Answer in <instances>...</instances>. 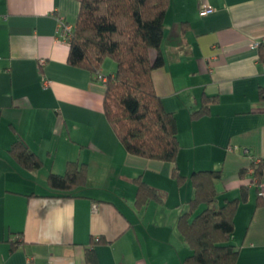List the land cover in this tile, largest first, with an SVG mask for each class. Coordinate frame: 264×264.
I'll list each match as a JSON object with an SVG mask.
<instances>
[{
    "label": "crops",
    "instance_id": "obj_1",
    "mask_svg": "<svg viewBox=\"0 0 264 264\" xmlns=\"http://www.w3.org/2000/svg\"><path fill=\"white\" fill-rule=\"evenodd\" d=\"M81 1L0 0V264H89L88 251L95 264H182L191 251L177 224L194 197L191 176L209 170L223 174L218 206L247 189L236 264H264V172L259 181L252 166L264 161V50L253 46L264 41V0H169L164 65L152 79L176 117L174 163L129 154L105 115V84L68 62L58 19L76 26ZM16 141L39 170L14 159ZM69 161L86 165V185L52 196L48 176ZM141 182L156 197L141 201Z\"/></svg>",
    "mask_w": 264,
    "mask_h": 264
},
{
    "label": "trees",
    "instance_id": "obj_2",
    "mask_svg": "<svg viewBox=\"0 0 264 264\" xmlns=\"http://www.w3.org/2000/svg\"><path fill=\"white\" fill-rule=\"evenodd\" d=\"M168 7L169 0H82L69 42L68 62L87 69L95 77L107 59L114 60L115 72L106 75L104 111L121 144L131 155L174 163L180 148L176 117L165 110L152 79L153 71L164 65L161 17ZM260 49L264 50V44ZM151 50L158 52L154 61L150 59ZM208 102L205 98L203 108ZM204 112L203 109L194 116ZM9 152L28 170L36 171L43 166L38 155L20 141L14 142ZM252 166L255 177L261 181L264 161ZM174 173L181 182L183 178L176 168ZM240 175L245 176L246 171ZM222 176L221 170L200 171L191 176L194 197L177 224L191 251L182 264L237 262L240 249L232 243L235 215L240 202L247 199V189L244 187L239 199H227L218 206L217 183ZM86 182V165L74 161L67 163L63 175L48 176L52 196L73 195ZM138 196L142 201L156 197V193L141 182ZM200 207L203 209L197 213ZM18 244L14 242L12 250ZM87 262H96L91 251L87 252Z\"/></svg>",
    "mask_w": 264,
    "mask_h": 264
},
{
    "label": "built area",
    "instance_id": "obj_3",
    "mask_svg": "<svg viewBox=\"0 0 264 264\" xmlns=\"http://www.w3.org/2000/svg\"><path fill=\"white\" fill-rule=\"evenodd\" d=\"M214 12V10L210 7L204 9L202 11L203 15H210ZM58 31H59V35L67 42H70L71 37L73 36V33L75 31V26L71 25L70 23H68L67 21H65L63 18H59L58 19ZM264 43H255L253 44L254 47H259ZM44 60H41V64H44ZM95 79L98 81H101L102 83H106L107 82V77L106 75H104L102 73V71H99L98 73H96ZM246 152H248V150L246 149ZM260 192L259 195L260 197L264 198V185H260L259 186ZM94 209H96V206H94Z\"/></svg>",
    "mask_w": 264,
    "mask_h": 264
},
{
    "label": "rangeland",
    "instance_id": "obj_4",
    "mask_svg": "<svg viewBox=\"0 0 264 264\" xmlns=\"http://www.w3.org/2000/svg\"><path fill=\"white\" fill-rule=\"evenodd\" d=\"M103 68L105 69L106 73L115 72L116 70V63L112 59H107L104 64Z\"/></svg>",
    "mask_w": 264,
    "mask_h": 264
}]
</instances>
